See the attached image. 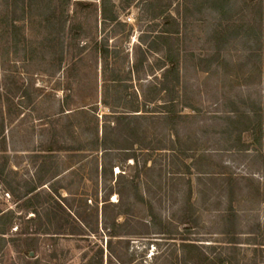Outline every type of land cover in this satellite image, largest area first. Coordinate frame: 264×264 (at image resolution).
<instances>
[{"label":"rangeland","instance_id":"1","mask_svg":"<svg viewBox=\"0 0 264 264\" xmlns=\"http://www.w3.org/2000/svg\"><path fill=\"white\" fill-rule=\"evenodd\" d=\"M75 1L0 0L6 239L38 193V211L60 206L66 227L76 212L86 225L82 236L41 235L40 264H94L101 249L107 264L113 219L127 220L113 240L119 262L264 264V0H229L224 42L205 0L163 1L177 23L175 94L160 89L155 0H80L71 32ZM102 1L116 21L95 12ZM11 243L0 264H25Z\"/></svg>","mask_w":264,"mask_h":264},{"label":"trees","instance_id":"2","mask_svg":"<svg viewBox=\"0 0 264 264\" xmlns=\"http://www.w3.org/2000/svg\"><path fill=\"white\" fill-rule=\"evenodd\" d=\"M164 0H155V8L153 13V18H160L161 21V30L160 36L158 37L161 40V44L164 47V64L161 68H164L161 73L160 79V89L167 94L173 93L175 94L176 87L179 83V69H178V57L174 55L172 47L170 46V37L172 34L176 33L174 29V25L171 26V21L175 22L177 25L175 18L167 12L166 8L168 5L163 3ZM207 7L216 13L218 16V20L214 26V34L220 35L224 38L223 42L225 41L226 34L231 25L223 24L224 22L227 23L230 20L231 13L228 11H224L225 8H229V0H205ZM247 3V4H246ZM83 4L82 1H75L73 8L70 10L71 15V24L69 27V31H73V29L80 27V21H77V8ZM245 5H249V2H245ZM99 9L100 17L102 20H108L110 22H114L117 19L114 11L112 10V6L106 5L105 1H102L100 5L97 7L95 5V12ZM221 39V37H220ZM176 56V57H175ZM136 111V110H135ZM249 129V127H246ZM245 128V129H246ZM254 130L261 129L259 124L253 127ZM254 134V133H253ZM2 171L0 173V176ZM38 186H40V179L38 183L29 191V193L35 191ZM38 193L32 194L29 196L26 201H24V207L22 208L24 213L22 216L18 217L19 219H23L25 215L32 214V217H29L25 220V227L22 228L19 232L15 233V236L10 239H6V235L9 234L10 230L13 227V221L11 219L12 213L10 211L0 210V248L7 247L8 242H12V248L16 255L22 259L25 257L24 262L25 264H40V259L37 256V252H39V240L41 235H71V236H82L84 234L86 225L83 223L85 219L76 212L75 216V223L69 224L70 227H66L67 220L63 216V208L52 207L43 213L38 211L37 209V201H38ZM34 200V201H33ZM36 201V203H34ZM67 199H62V204H64ZM58 206V204H57ZM71 208V207H70ZM21 210V209H20ZM21 212V211H20ZM153 215V212L151 213ZM83 219H81V217ZM127 221L124 219L123 222H118L116 219H113L112 223L107 226L104 222V231L106 235V249H107V264H115L118 263L119 256L113 252V240H119L117 238L121 237L122 233H120L122 227L124 226V222ZM46 222V223H44ZM66 224V225H65ZM63 225V226H62ZM94 230V229H93ZM156 234H164L161 229L154 232ZM12 235V234H11ZM123 240V239H120ZM121 242V241H120ZM56 253H50L48 257L50 260H53ZM103 252L102 249L98 254L97 261L94 264H103ZM203 256V255H202ZM206 257H202V259L198 258L196 263H200L201 260H205ZM220 264H226L227 261L225 258H221ZM115 262V263H114ZM120 264H126L125 261L122 260V256L120 255ZM76 264V263H70ZM79 264H92L88 261L81 260Z\"/></svg>","mask_w":264,"mask_h":264}]
</instances>
